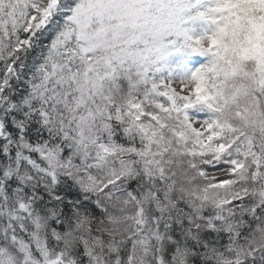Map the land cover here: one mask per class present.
<instances>
[{
    "label": "snow or ice",
    "instance_id": "snow-or-ice-1",
    "mask_svg": "<svg viewBox=\"0 0 264 264\" xmlns=\"http://www.w3.org/2000/svg\"><path fill=\"white\" fill-rule=\"evenodd\" d=\"M0 264H264V0H0Z\"/></svg>",
    "mask_w": 264,
    "mask_h": 264
}]
</instances>
